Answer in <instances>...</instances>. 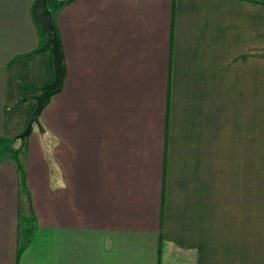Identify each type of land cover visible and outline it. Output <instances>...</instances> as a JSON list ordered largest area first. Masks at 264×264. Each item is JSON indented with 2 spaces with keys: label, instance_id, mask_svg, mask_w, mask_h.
I'll return each instance as SVG.
<instances>
[{
  "label": "crops",
  "instance_id": "crops-1",
  "mask_svg": "<svg viewBox=\"0 0 264 264\" xmlns=\"http://www.w3.org/2000/svg\"><path fill=\"white\" fill-rule=\"evenodd\" d=\"M0 0V264H264V0Z\"/></svg>",
  "mask_w": 264,
  "mask_h": 264
},
{
  "label": "water",
  "instance_id": "water-1",
  "mask_svg": "<svg viewBox=\"0 0 264 264\" xmlns=\"http://www.w3.org/2000/svg\"><path fill=\"white\" fill-rule=\"evenodd\" d=\"M33 18L35 22L41 26L42 32L47 35L46 44H44L38 52L41 53L49 50L52 52L54 56L55 77L51 83L44 86L43 93L37 97V106L29 120L28 132L33 125L38 122L39 114L41 113L45 102L50 99L53 93L60 89L65 73L63 53L61 51L58 32L53 21V14L47 7V0L36 1L33 7Z\"/></svg>",
  "mask_w": 264,
  "mask_h": 264
},
{
  "label": "rangeland",
  "instance_id": "rangeland-1",
  "mask_svg": "<svg viewBox=\"0 0 264 264\" xmlns=\"http://www.w3.org/2000/svg\"><path fill=\"white\" fill-rule=\"evenodd\" d=\"M15 142L11 139L5 140L1 139L0 140V155H14L18 153L19 148L14 146Z\"/></svg>",
  "mask_w": 264,
  "mask_h": 264
},
{
  "label": "trees",
  "instance_id": "trees-1",
  "mask_svg": "<svg viewBox=\"0 0 264 264\" xmlns=\"http://www.w3.org/2000/svg\"><path fill=\"white\" fill-rule=\"evenodd\" d=\"M70 1H71V0H65V2H70ZM60 90H61V87H60V89H59L58 91H60ZM58 91H57V92H58ZM55 93H56V92H55ZM55 93H53V94L51 95V97H52ZM51 97H50V98H51ZM49 101H50V99L47 100V101L45 102V104H44V106H43V109L47 106V104L49 103ZM43 109H42V110H43ZM29 132H30V131H29ZM29 132H28V133H29ZM28 133H27V135H28Z\"/></svg>",
  "mask_w": 264,
  "mask_h": 264
}]
</instances>
